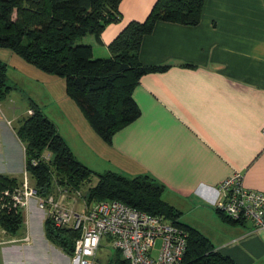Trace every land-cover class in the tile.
<instances>
[{
	"label": "crops",
	"instance_id": "1",
	"mask_svg": "<svg viewBox=\"0 0 264 264\" xmlns=\"http://www.w3.org/2000/svg\"><path fill=\"white\" fill-rule=\"evenodd\" d=\"M156 1L122 0L121 21L109 24L101 40L90 34L81 43L92 45L96 58L109 57V44L130 21H144ZM140 58L169 67L142 75L133 93L140 116L111 142L99 136L96 161L80 160L98 172L153 177L180 221L239 264H264V230L229 222L214 207L220 182L236 172L246 186L264 191V0H205L193 26L159 21L143 38ZM1 102L0 174L22 181L26 150L16 129L31 109L17 116ZM52 195L69 208V199L82 200L83 210L71 207L77 212L96 203L58 187ZM23 210L26 228L18 236L0 230V264H77L74 253L48 238L47 213L35 203ZM107 241L92 264L122 257Z\"/></svg>",
	"mask_w": 264,
	"mask_h": 264
},
{
	"label": "trees",
	"instance_id": "2",
	"mask_svg": "<svg viewBox=\"0 0 264 264\" xmlns=\"http://www.w3.org/2000/svg\"><path fill=\"white\" fill-rule=\"evenodd\" d=\"M121 1L0 0V47L64 78L67 93L107 142L140 116L133 93L142 75L169 67L141 61L143 38L153 32L159 21L199 24L205 3L157 0L144 21H130L109 44V57L96 58L92 45L81 41L90 34L101 40L109 24L121 21ZM14 88L9 81L8 64L0 58V101ZM29 108L32 113L20 121L16 131L25 145L26 170L38 196L49 197L57 187L72 195L96 177L97 183L84 195L87 203L118 200L145 213L165 216L184 228L188 235L183 264H239L198 229L179 220L180 210L164 200V186L156 179L92 169L77 159L54 122L33 99ZM21 184L16 177L0 174V227L10 237L18 236L25 226L24 210L15 206L12 198V192ZM7 190L9 194H5ZM45 229L48 238L74 253L80 231L57 227L50 216L45 220ZM110 264L129 262L122 256Z\"/></svg>",
	"mask_w": 264,
	"mask_h": 264
},
{
	"label": "built area",
	"instance_id": "3",
	"mask_svg": "<svg viewBox=\"0 0 264 264\" xmlns=\"http://www.w3.org/2000/svg\"><path fill=\"white\" fill-rule=\"evenodd\" d=\"M218 190L220 196L214 207L221 215L233 222H249L254 231L264 230V191L246 186L240 172L220 182ZM12 198L14 205L22 208H28L30 200L36 199L57 227L80 231L74 247L77 264H92L105 236L129 264H183L188 234L165 216L145 213L118 200L96 202L85 212H77L54 195L38 196L27 171L24 182L12 192ZM159 239L161 245L155 256Z\"/></svg>",
	"mask_w": 264,
	"mask_h": 264
},
{
	"label": "rangeland",
	"instance_id": "4",
	"mask_svg": "<svg viewBox=\"0 0 264 264\" xmlns=\"http://www.w3.org/2000/svg\"><path fill=\"white\" fill-rule=\"evenodd\" d=\"M0 58L8 64L9 81L15 86L8 97L1 102L5 107H9V110H6V112L20 116L30 107V100L33 99L54 122L77 159L83 160L87 158L88 162L96 161L98 156L96 151L100 150L103 143L100 137L104 141L106 140L94 129L77 102L67 93L65 79L39 69L8 48L0 47ZM90 156L92 157L88 159ZM82 160L80 161L86 164ZM28 176L30 183H32L29 174ZM24 180L25 177L22 183ZM96 180L97 178L93 177L91 183H86L82 190L75 193V196L83 198L88 192L89 187L96 184ZM66 195L70 194L66 193ZM33 203L37 204V208L43 213L46 212V210H42L38 206L36 199L32 198L29 205ZM67 203L70 208H74L73 206L77 204V209L80 211L84 208L82 200L74 202L72 199H69ZM25 228L26 226L22 228V231ZM0 230H2L1 227ZM107 239L110 238L105 236L103 242L106 243ZM160 245L161 240L159 239L153 252L155 256L158 255ZM103 262H106V260H103Z\"/></svg>",
	"mask_w": 264,
	"mask_h": 264
}]
</instances>
